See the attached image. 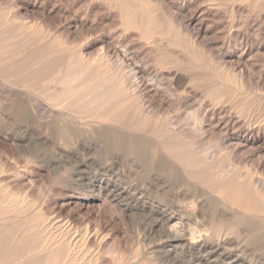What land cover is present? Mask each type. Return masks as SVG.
<instances>
[{"label":"bare ground","instance_id":"bare-ground-1","mask_svg":"<svg viewBox=\"0 0 264 264\" xmlns=\"http://www.w3.org/2000/svg\"><path fill=\"white\" fill-rule=\"evenodd\" d=\"M62 1L0 0V264H134L139 248L132 258L111 235L86 228L79 238L57 226L46 205L62 212L68 199L97 205L102 229L130 212L151 214L164 256L152 249L155 264H264V0H182L196 6L191 20L211 24L205 32L217 45L240 48L256 89L165 0H65L69 9ZM22 6L50 26L28 23ZM68 10L76 20L62 26ZM73 32L83 33L76 45ZM93 50L102 56H88ZM193 83L202 104L192 115L208 130L162 116ZM173 85L185 90L168 103ZM217 133L226 152L207 146ZM249 147L259 154L255 172L240 168ZM154 168L170 182L128 183V174ZM148 195L154 202L142 203ZM241 229L261 252L248 254L245 243L237 254L231 237L242 239Z\"/></svg>","mask_w":264,"mask_h":264},{"label":"rangeland","instance_id":"rangeland-1","mask_svg":"<svg viewBox=\"0 0 264 264\" xmlns=\"http://www.w3.org/2000/svg\"><path fill=\"white\" fill-rule=\"evenodd\" d=\"M62 4V6H64V8H66V7H68L69 5L67 4V2L65 1V0H63L62 2H61ZM183 1L182 0H165V5H167V6H171V9L173 10V12H175L176 13V15H178V16H176V18H177V20H179V23H184L186 26H188V27H190L189 28V31H190V34H191V36H195V37H197L201 42L203 41V42H206V44L209 46V48L210 49H212V48H214V49H212V50H214V53H216V57H218V56H220L219 57V60H221L220 62H222V61H224V63L226 64L225 66H227L226 67V69L228 70V72H230V73H232V74H234V75H241V76H245L244 77V80H248L249 79V81H251L252 82V84H253V87L256 89V86L258 85V77L256 76L255 77V74L253 75V73H251V72H249L250 71V61L248 60V59H246V60H248V62L246 61V60H242V61H239V60H237V54H239L240 53V48L238 49V48H231V49H227L226 47H223L222 46V44L220 43V44H218L217 45V43H215V41H213V40H211L212 38H211V36L212 35H210L209 33H206L207 31H206V26L208 25H211V24H206V23H204L202 26H201V23H200V21H197L196 19H193V20H191L190 19V16H191V13L193 12V11H196L197 12V9H196V6H194L193 8H185L184 6H183ZM183 6V7H182ZM181 8H183V9H181ZM66 9H69V7L68 8H66ZM20 13H21V15L23 16V18L28 22V23H31V24H37V25H47V26H50V24L48 25V24H46V22L39 16V15H37L36 13H34V12H32V9L31 8H29V9H27L26 7H24V6H22V7H20ZM69 11V15L68 16H70L71 18H68V20H67V22H62V26H64L65 24L67 25V23L68 24H72L73 25V22L76 20L75 19V17H74V15H73V11L72 12H70V10H68ZM73 19V20H72ZM45 22V23H44ZM63 23H65L64 25H63ZM54 25L55 26H60L58 23H56L55 22V24H51V27H54ZM99 30L100 29H98V34H99ZM206 31V32H205ZM206 35H205V34ZM83 34V33H82ZM81 34V35H82ZM80 35V33L79 34H76V33H72V35H71V37L70 38H72V39H70L71 40V42L74 44V45H76L77 43H80L81 41H80V37H82ZM59 36H61L60 34H59ZM206 38V39H205ZM210 38V39H209ZM210 40V41H209ZM209 43V44H208ZM221 46H222V48H221ZM227 49V50H226ZM98 53V52H97ZM97 53H96V51H89L88 52V56H96L97 55ZM218 53L220 54V55H218ZM236 54V55H235ZM97 56H99V55H97ZM102 56V55H101ZM101 56H99V57H101ZM222 56V57H221ZM223 56H224V58H223ZM223 59V60H222ZM229 68V69H228ZM249 74V75H248ZM251 74H252V76H251ZM255 77V78H254ZM142 78V77H141ZM255 80V81H254ZM256 83H257V85H256ZM194 85V86H193ZM193 86V87H192ZM174 85L171 87V91L169 90V89H165V91H164V94L166 93V95H164L163 94V96H166V100H168V98H169V101H167L168 103H170L171 101H173V100H175V99H173V98H175L177 95V97H180V94L181 93H183L182 91H184L185 89L184 88H175L174 89ZM195 84L193 83V84H191V85H188V88H186V90H187V92H185L186 94L184 95L185 96V100L182 98L181 99V103H180V106H179V108H178V110H175V109H171V108H166V110H168V112L166 111V112H162V116H163V113H165L164 115H166V116H163V117H166L168 120H169V117H170V122H173V123H175V127H176V125H177V127H179V126H182L183 125V127H186V128H194L193 127V124L194 125H197V126H199L200 127V125L201 126H203L204 127V129L205 130H208L209 129V126H210V122L208 123V121L206 120H204L203 122H199V121H196V120H194V118H193V115L196 113L195 111H197L198 109H199V105H201L202 103H200V98H199V96H200V90L198 89H195ZM191 88V89H190ZM200 91V92H199ZM169 92H170V94H169ZM173 92V93H172ZM173 94H175V95H173ZM170 95V96H169ZM174 97H173V96ZM187 95V96H186ZM189 95V96H188ZM194 97H193V96ZM248 96H250L249 98H251V96L252 95H249V94H247ZM171 96L173 97V98H171ZM191 96V97H190ZM196 96V97H195ZM177 97H176V99H177ZM188 97H190V98H188ZM198 97V98H197ZM192 98V99H191ZM194 98H197V99H194ZM190 99V100H189ZM199 99V103H197V104H194V102L193 101H195V100H198ZM193 100V101H192ZM192 101V102H191ZM183 102V103H182ZM201 102H202V100H201ZM250 101H248V102H246V104H247V106H248V104L250 105V103H249ZM173 103V102H172ZM245 103V102H244ZM191 104V105H190ZM186 105V106H185ZM149 107H150V105H148ZM151 108V109H150ZM149 109L150 110H152V111H155V108H153V107H150ZM204 109V111L207 109H209L206 113V115H208L209 113H211L212 112V110L210 109V108H203ZM173 110V111H172ZM250 110H252V108H250ZM183 111H184V114H183ZM248 111H249V109H248ZM195 112V113H194ZM205 112H203V114H205ZM251 113V112H250ZM193 114V115H192ZM192 115V116H191ZM210 115V114H209ZM169 116V117H168ZM187 116V117H186ZM251 116V115H250ZM208 117H211V116H208ZM183 118V119H182ZM211 119V118H210ZM181 120H183V121H181ZM194 120V121H193ZM188 121V122H187ZM191 121V122H190ZM216 121V122H215ZM180 122V123H179ZM184 122V123H183ZM213 125H211L212 127H214V126H218V119H214L213 120ZM201 123V124H200ZM224 122H221V123H219L221 126V128H219V130H221L222 128H223V126H222V124H223ZM178 124H180V125H178ZM200 124V125H199ZM219 134L217 133V135H215L214 136V139L213 138H211V140H212V143H211V140L208 138L206 141H209V142H207L208 143V147H211V149L212 150H218V151H222L221 149L223 148V150L225 149V147L224 146H222L221 144H219L218 142L219 141H217L216 139H219V136H218ZM230 135H232V133H230ZM218 138H217V137ZM215 137H216V139H215ZM206 143V144H207ZM218 143V144H217ZM211 144V145H210ZM213 145L214 146H217V147H213ZM214 149H213V148ZM218 148V149H217ZM220 149V150H219ZM247 150V152L249 153V155H247V156H249V159L248 160H246V161H244V162H242L243 164L240 166V168H241V170L243 169V166H247V168H245V169H243L244 171H246L248 168V170H249V172H251L252 170H253V172H255L254 170H255V167H253L254 166V164H253V160H257L258 159V155L259 154H257L258 152L255 150V148H253V147H249L248 149H246ZM223 152V151H222ZM224 152H226V150H224ZM97 156V155H96ZM99 157H100V155H98ZM97 156V157H98ZM22 159V158H21ZM20 159V160H21ZM253 159V160H252ZM250 161V162H249ZM144 165L142 164L141 165V168L143 169V171H144V169L146 168V167H144ZM254 168V169H253ZM252 169V170H251ZM154 170H156V172L154 171ZM251 170V171H250ZM142 170H141V173H132V174H128V177L129 178H127V181H128V183H133V184H141V186L142 185H146V184H148V183H150V181H159V182H162V183H169L170 181H168V178H165V177H163L164 176V174H162V172L161 171H159V170H157V168H154L153 169V176L151 175V173L152 172H148V175L145 173L144 174V172H143ZM145 172H147V170H145ZM135 174V175H134ZM136 174L138 175V176H136ZM150 174V175H149ZM146 175V176H145ZM134 176V177H133ZM152 176V177H151ZM158 178H157V177ZM44 178L46 179H48V178H50L48 175H46V177H45V175H44ZM44 178H41L42 180L44 179ZM165 178V179H164ZM158 179V180H157ZM161 179V180H160ZM134 180V181H133ZM167 182H166V181ZM130 181V182H129ZM133 181V182H132ZM165 181V182H164ZM135 182V183H134ZM136 182H138V183H136ZM141 182V183H140ZM147 186V185H146ZM29 190V188L28 189H26V192ZM171 195H173V193L171 192V193H169L168 192V195H165V201H168V202H170L171 201V199H173V197L171 196ZM151 196L150 195H148L147 197H144V198H142V203H144V202H146L147 201V203H153L154 201V199L155 198H150ZM75 198H77V197H75ZM171 198V199H170ZM69 200V199H68ZM66 200V205L64 206V208L62 209V212H61V210H59L58 208H54V207H56L54 204H45L46 206H49V210H51L52 212H55V213H53V217L55 216V219H54V222L55 221H57V223L55 222V224L57 225V226H65V227H69V228H72L71 229V231H73V233L71 232L70 234L72 235V236H77V237H79V238H81L83 235H81V234H84V235H86L85 234V232L87 233V229H88V231H90V232H92L93 230V232L92 233H94V232H100L101 231V233L99 234L100 235V237L101 236H104L105 237V235H106V237H107V235H109V237H110V235H111V237H114L116 240H117V238H118V240L117 241H121L122 240V245L123 246H125V248L127 249V252H128V256H131L132 258L134 257V252L139 248L140 250H141V255H139V257H137V258H133L132 259V262H134V264H140V261H141V263H142V261L144 260V259H146L145 261L148 263V264H152L151 262H154V261H152V260H150V259H154V258H157L158 256H155V254H153L151 251H153V250H155V251H157L158 252V254L159 253H161V254H159V255H161L160 256V258L162 257V258H164V256L162 255V252H160V251H158V249H156V246H157V244H158V240H159V232L156 230V231H154L153 232V235H152V232H151V223H152V220H153V216L151 215V214H149L148 212L146 213V212H142V210H141V212H137V211H135V212H130V213H128L127 214V216H126V218L125 219H120V217H118L117 218V221H114V222H109V227H106L105 229H102L103 228V224H101L102 222H103V220H102V217H101V215H99V211H98V207H97V205H95V204H92V203H90V204H87V203H85V202H83V200L82 199H75V200ZM149 200V201H148ZM152 200V201H151ZM158 202H160V201H158ZM38 204H36V207L38 206V209H40L44 204H42V202L41 203H39V202H37ZM141 203V204H142ZM155 203L157 204V199L155 200ZM39 205H40V208H39ZM42 205V206H41ZM128 206H131V207H133L134 205H135V202L134 201H128V204H127ZM55 210H54V209ZM57 211V212H56ZM112 212H113V210H111ZM110 211V212H111ZM56 213H57V215H58V213H60V217H58L57 215H56ZM70 213V214H69ZM98 213V214H97ZM144 213V214H143ZM81 216V217H80ZM135 216V217H134ZM62 217V218H61ZM115 217V216H114ZM132 217V218H131ZM61 220H60V219ZM116 218V217H115ZM57 219V220H56ZM151 219V220H150ZM58 220H60V222H58ZM100 220V221H99ZM120 220V221H119ZM66 221V222H65ZM78 221V222H77ZM64 223H65V225H64ZM118 223H120V225L118 224ZM59 224V225H58ZM63 224V225H62ZM68 226H67V225ZM113 225V226H111V225ZM87 225H88V227H87ZM100 226V227H99ZM101 226H102V228H101ZM119 226H121L122 228H121V230H120V227ZM192 226H195V224L194 225H192ZM118 227H119V229H118ZM87 228V229H86ZM102 229V230H98V229ZM127 228V229H126ZM123 229V230H122ZM125 229V230H124ZM92 230V231H91ZM106 230V231H105ZM113 230V231H112ZM116 230V231H115ZM118 230H120V231H122V232H120V231H118ZM243 231V229H241L240 230V235L242 236V239L241 238H235V237H231V240H232V242H234L233 243V246H231V247H234L233 249H235V250H237L236 252H237V254H239V255H241V253H242V249H244V248H246L247 246L249 247V249H248V247L246 248V249H248V254H249V252L250 251H252V250H255L256 249V247L257 248H259V250L258 249H256V250H258V251H253V252H256V253H259V252H261L260 250L262 249V247H261V245L260 244H258V243H256V242H246L245 241V238H243L244 237V232L243 233H241ZM112 232V233H111ZM116 232V233H115ZM118 232V233H117ZM158 232V233H157ZM103 233V234H102ZM140 233V234H139ZM124 235V236H123ZM158 235V236H157ZM116 236V237H115ZM118 236V237H117ZM240 236V237H241ZM84 237V236H83ZM108 237V238H109ZM113 238V240H115ZM235 238V240H233ZM134 239V240H133ZM241 239V240H240ZM239 240V244H237V241ZM244 240V241H243ZM117 241H115V242H117ZM139 241V242H138ZM243 241V242H242ZM244 243V244H243ZM245 243H246V245H245ZM248 243V244H247ZM252 244L253 246H251V245H249V244ZM255 245H254V244ZM140 245L142 246V247H140ZM235 245V246H234ZM241 245H243V247L241 246ZM258 245V246H257ZM127 246V247H126ZM239 247V249H238V247ZM246 246V247H245ZM251 246V247H250ZM255 246V247H254ZM150 247H152V248H150ZM237 248V249H236ZM251 248V249H250ZM143 249V250H142ZM153 249V250H152ZM240 252H239V251ZM155 251H153V252H155ZM263 251V250H262ZM133 252V253H132ZM253 252H251V253H253ZM150 253H152V255L154 256H152L151 257V255H150ZM133 255V256H132ZM149 255H150V259L148 258L149 257ZM141 256V257H140ZM147 257V258H146ZM242 257H244L245 258V255L244 254H242ZM249 257V256H248ZM143 258V259H142ZM136 259V260H135ZM166 260V259H165ZM162 263H159V260H158V262H157V264H169V262H164V261H161ZM171 263H173V262H171ZM154 264H155V262H154Z\"/></svg>","mask_w":264,"mask_h":264}]
</instances>
